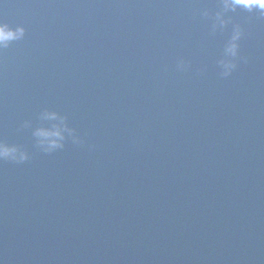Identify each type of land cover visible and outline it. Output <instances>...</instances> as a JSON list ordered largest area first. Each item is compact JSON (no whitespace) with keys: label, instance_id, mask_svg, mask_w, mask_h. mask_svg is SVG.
Instances as JSON below:
<instances>
[{"label":"water","instance_id":"obj_1","mask_svg":"<svg viewBox=\"0 0 264 264\" xmlns=\"http://www.w3.org/2000/svg\"><path fill=\"white\" fill-rule=\"evenodd\" d=\"M0 22L25 28L0 47V142L27 156L0 158V264H264V16L0 0Z\"/></svg>","mask_w":264,"mask_h":264},{"label":"clouds","instance_id":"obj_2","mask_svg":"<svg viewBox=\"0 0 264 264\" xmlns=\"http://www.w3.org/2000/svg\"><path fill=\"white\" fill-rule=\"evenodd\" d=\"M224 7L226 9L231 8L235 9L237 7L248 10L249 12L256 10L261 16H264V0H224ZM25 28L23 25H17L15 28L9 26L6 22H0V47H7L9 42L21 39L24 36ZM241 36V30L237 27L234 31L232 39L226 48V53L229 56L235 57L238 53V44L237 41ZM224 65L225 74L231 72V70L235 67V64L232 60H225L221 62ZM51 118H55L56 113L47 114ZM41 135L44 136H55L61 137V133L59 131L55 133H48L43 130L40 132ZM59 145V139H51L49 141L50 147H57ZM18 159L22 162L27 159V156L23 152H19V150L13 146L4 142H0V158H13Z\"/></svg>","mask_w":264,"mask_h":264}]
</instances>
